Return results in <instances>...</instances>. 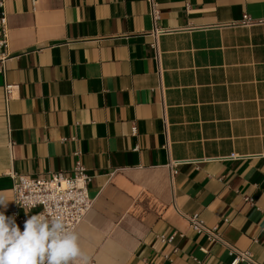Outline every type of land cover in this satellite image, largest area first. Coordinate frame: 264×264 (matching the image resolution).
<instances>
[{
  "label": "crops",
  "instance_id": "obj_1",
  "mask_svg": "<svg viewBox=\"0 0 264 264\" xmlns=\"http://www.w3.org/2000/svg\"><path fill=\"white\" fill-rule=\"evenodd\" d=\"M157 5L154 36L146 0H4L0 211L21 229L39 209L15 207L11 174L79 160L91 264H229L226 245L264 264V0Z\"/></svg>",
  "mask_w": 264,
  "mask_h": 264
},
{
  "label": "built area",
  "instance_id": "obj_2",
  "mask_svg": "<svg viewBox=\"0 0 264 264\" xmlns=\"http://www.w3.org/2000/svg\"><path fill=\"white\" fill-rule=\"evenodd\" d=\"M149 5V13L154 29L153 35H161L165 31L163 29L155 27L159 16V10L157 0H146ZM36 0H31L34 7ZM240 24L252 23V19L244 15L239 22ZM7 18L4 11V0H0V74L4 75L5 61L8 59L7 55ZM4 97L9 100L16 85L10 83H4L3 85ZM133 128V132H135ZM79 155L80 152H75ZM13 183V195L15 207H25L27 209L38 208V212L35 215L43 214L46 217H50L53 214L63 215L66 225L75 230L81 220L84 219L88 213L92 201L88 195V185L91 181V175L86 171L82 162L75 161V165L70 175H64L62 172H53L49 177L37 176L30 177L24 174H11ZM246 200L250 201L249 198ZM12 215L16 216V212L13 211ZM187 220L190 228L197 233H206L208 238L212 241H222L220 235L215 228H208L204 225L196 214L187 215ZM20 220L21 218L18 217ZM24 227L21 228L23 231ZM161 241H171L172 237L166 238L164 235L159 236ZM225 244V243H223ZM228 249L229 257L232 260L229 264H258L247 250H237L230 245H226ZM145 264H151L146 262Z\"/></svg>",
  "mask_w": 264,
  "mask_h": 264
},
{
  "label": "clouds",
  "instance_id": "obj_3",
  "mask_svg": "<svg viewBox=\"0 0 264 264\" xmlns=\"http://www.w3.org/2000/svg\"><path fill=\"white\" fill-rule=\"evenodd\" d=\"M7 204L0 198V206ZM0 264H91V257L63 215H31L21 231L14 216L0 211Z\"/></svg>",
  "mask_w": 264,
  "mask_h": 264
}]
</instances>
